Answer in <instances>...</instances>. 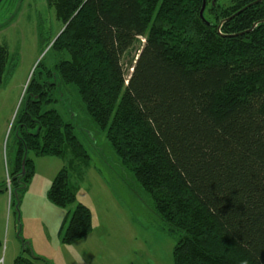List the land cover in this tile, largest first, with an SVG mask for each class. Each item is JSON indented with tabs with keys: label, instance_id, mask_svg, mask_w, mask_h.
Returning <instances> with one entry per match:
<instances>
[{
	"label": "trees",
	"instance_id": "16d2710c",
	"mask_svg": "<svg viewBox=\"0 0 264 264\" xmlns=\"http://www.w3.org/2000/svg\"><path fill=\"white\" fill-rule=\"evenodd\" d=\"M46 1L62 33L47 42L52 64L34 73L16 118V205L35 175L30 155L90 162L54 108L69 88L179 234L174 264H264V1L206 0V22L204 0ZM7 61L0 47V89ZM48 199L74 207L61 243L91 234L68 168ZM22 246L14 264L42 260Z\"/></svg>",
	"mask_w": 264,
	"mask_h": 264
},
{
	"label": "rangeland",
	"instance_id": "374dc122",
	"mask_svg": "<svg viewBox=\"0 0 264 264\" xmlns=\"http://www.w3.org/2000/svg\"><path fill=\"white\" fill-rule=\"evenodd\" d=\"M61 30L46 0H0V47L8 53L0 89V187H8L0 193V264H14L23 252V242L42 258L35 264H174L179 234L169 232L157 218L152 200L69 88L65 91L68 98L63 95L54 108L75 126L90 162L71 165L69 159L30 155L35 175L19 207L9 192L17 147L16 118L34 73L38 76L51 66L47 42ZM64 168L70 171L77 204L85 205L92 215L91 234L73 244L61 243L60 233L74 207L61 209L48 199L55 177Z\"/></svg>",
	"mask_w": 264,
	"mask_h": 264
},
{
	"label": "water",
	"instance_id": "95a60500",
	"mask_svg": "<svg viewBox=\"0 0 264 264\" xmlns=\"http://www.w3.org/2000/svg\"><path fill=\"white\" fill-rule=\"evenodd\" d=\"M264 0H260V2H263ZM206 6H207V4H206V0H204L203 1V7H202V10H201V13H200V16H201V18H202V20L204 21V22H206V20L204 19V12H205V9H206ZM61 34V33H60ZM60 36V35H59ZM58 36V37H59ZM57 37V38H58ZM57 40V39H56ZM25 170H26V168H25V160H24V162H23V167H22V174L24 175L25 174Z\"/></svg>",
	"mask_w": 264,
	"mask_h": 264
}]
</instances>
